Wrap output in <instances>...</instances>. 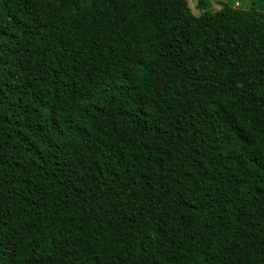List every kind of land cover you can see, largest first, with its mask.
Masks as SVG:
<instances>
[{"label": "trees", "instance_id": "1", "mask_svg": "<svg viewBox=\"0 0 264 264\" xmlns=\"http://www.w3.org/2000/svg\"><path fill=\"white\" fill-rule=\"evenodd\" d=\"M0 0V264H264V8Z\"/></svg>", "mask_w": 264, "mask_h": 264}, {"label": "rangeland", "instance_id": "2", "mask_svg": "<svg viewBox=\"0 0 264 264\" xmlns=\"http://www.w3.org/2000/svg\"><path fill=\"white\" fill-rule=\"evenodd\" d=\"M189 6V9L193 15H199L202 12V9L198 5V0H186ZM210 3V10L217 11L224 4L231 5L232 7L249 9L251 7H258L260 4L264 8V0H203Z\"/></svg>", "mask_w": 264, "mask_h": 264}]
</instances>
